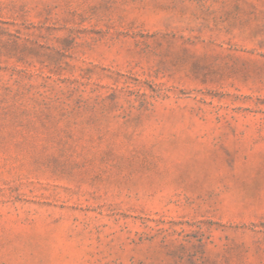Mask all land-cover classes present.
Returning <instances> with one entry per match:
<instances>
[{"label": "rangeland", "instance_id": "374dc122", "mask_svg": "<svg viewBox=\"0 0 264 264\" xmlns=\"http://www.w3.org/2000/svg\"><path fill=\"white\" fill-rule=\"evenodd\" d=\"M0 264H264V0H0Z\"/></svg>", "mask_w": 264, "mask_h": 264}]
</instances>
